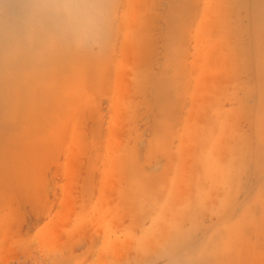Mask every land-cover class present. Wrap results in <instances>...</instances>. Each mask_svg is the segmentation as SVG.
<instances>
[{"label": "rangeland", "instance_id": "1", "mask_svg": "<svg viewBox=\"0 0 264 264\" xmlns=\"http://www.w3.org/2000/svg\"><path fill=\"white\" fill-rule=\"evenodd\" d=\"M0 0V264H264V0H107L76 46Z\"/></svg>", "mask_w": 264, "mask_h": 264}, {"label": "clouds", "instance_id": "2", "mask_svg": "<svg viewBox=\"0 0 264 264\" xmlns=\"http://www.w3.org/2000/svg\"><path fill=\"white\" fill-rule=\"evenodd\" d=\"M39 11L71 43H99L109 22L107 0H41Z\"/></svg>", "mask_w": 264, "mask_h": 264}]
</instances>
